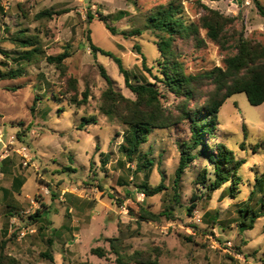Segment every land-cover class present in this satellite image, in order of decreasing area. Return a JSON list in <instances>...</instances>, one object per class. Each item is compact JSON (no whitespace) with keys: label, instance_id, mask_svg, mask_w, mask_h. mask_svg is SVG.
I'll list each match as a JSON object with an SVG mask.
<instances>
[{"label":"rangeland","instance_id":"374dc122","mask_svg":"<svg viewBox=\"0 0 264 264\" xmlns=\"http://www.w3.org/2000/svg\"><path fill=\"white\" fill-rule=\"evenodd\" d=\"M259 1L264 6V0ZM0 2V155L7 150L11 162L3 163L0 176V253L23 264H53L41 257L50 250L55 264H117L115 255L99 258L91 251L97 247L110 251L108 239L120 237L130 254H149L157 248L158 264H264V217L252 230L242 232L239 226L240 210L247 205L259 208L263 196L253 190L259 187L258 180L264 185V104L252 106L246 94L239 93L226 101L218 115V131L209 145L214 152L218 146L225 147L235 160H245L238 177L211 191L215 164L202 154L182 177L173 217L138 225L135 214L140 206L159 214L175 203V172L181 144L191 138L190 123L153 130L140 150L143 159L153 163L138 174V160L129 163L119 149L128 127L100 110L107 89L100 65L117 92L130 99L135 95L115 61L94 52L87 39L90 33L96 46L120 57L134 85L158 84L155 76H161L162 57L158 38L147 27L151 15L172 2L191 24L199 23L210 8L237 18L228 29L229 37L244 33L249 41L264 44V17L255 0H240V4L235 0ZM45 10L54 15L38 17ZM137 29L140 35L123 34ZM198 37L205 40L204 47H198L195 36L176 41L186 72L223 67L232 48L216 45L207 39L205 30ZM25 41L34 45L25 48ZM136 45L147 58V69ZM34 48L41 49L42 56L71 52L65 74L40 57L30 63L18 61L25 50ZM18 69L21 76L2 77ZM164 94L166 105L175 109L180 99L170 92ZM91 118L96 123L83 128L82 123ZM24 146L31 151L28 165L19 154ZM20 175L26 180L22 190L15 189L17 184L12 187ZM203 177L205 183H201ZM161 182L166 186L162 193L144 196L141 186ZM194 195L200 198L190 215ZM38 210L43 218L34 222L31 216ZM195 217L202 222L197 223Z\"/></svg>","mask_w":264,"mask_h":264},{"label":"trees","instance_id":"16d2710c","mask_svg":"<svg viewBox=\"0 0 264 264\" xmlns=\"http://www.w3.org/2000/svg\"><path fill=\"white\" fill-rule=\"evenodd\" d=\"M240 4V0H236ZM260 14L264 17V6L259 0H255ZM179 6L170 3L168 8L157 11L151 15L147 27L152 29L158 38L157 46L162 59L159 62L161 66V76H155L158 84H140L134 85L131 82L129 71L125 68L120 57L112 52L100 49L93 42L90 33L87 39L90 48L94 52H100L104 56L112 58L119 67L120 73L124 76L127 87L135 95V99L125 97L123 94L114 89V83L104 66L100 65L101 75L107 83V89L101 97V112L110 120H119L128 127L124 134L123 142L120 145V152L123 158L129 163H134L136 159V172L141 173L148 165H152L151 160H144L140 155V150L144 144L149 141V136L155 129H167L177 124L185 122L190 123L191 138L190 141L181 144L182 154L180 163L175 172L174 190L175 203L169 209L162 213H154L144 206H140L135 214V220L138 225L143 222H161V217H173L176 204L179 202V189L182 177L189 165L200 155H206L207 159L215 164V180L210 184L211 191H217L221 187L232 181L237 176L238 170L244 165L245 160H235L231 151L225 147L218 146V152H214L209 141L216 137L218 131V115L226 101L232 96L245 93L249 103L252 106L264 104V44L253 43L245 38L244 33H238L235 37H229L228 29L234 26L237 18L226 17L219 11L206 8L207 13L200 18L199 23H187L184 17L180 16ZM54 14L45 10L38 17H52ZM90 19L94 17L89 15ZM104 21V19H101ZM107 29L116 35V29L110 25ZM205 30L207 39L220 47H231V54L224 60L223 67H214L198 74H188L184 64L180 61V55L177 52L176 41L178 39L196 38L198 47L205 46V40L199 38L200 31ZM129 37L140 35L141 30L124 32ZM24 47H30L34 44L25 41ZM138 53L142 56V65L147 69V58L142 53L141 47L136 45ZM44 52L39 48L25 50L18 61L28 63L40 57L46 59L50 64H54L65 74V61L71 56V52L66 51L57 56H42ZM149 70V69H148ZM21 70L3 74L4 79H11L21 76ZM75 88V86H74ZM165 92H170L180 99L175 109L167 106ZM89 96L84 94V103H87ZM37 100V99H36ZM35 100V101H36ZM34 109V108H33ZM177 111V112H176ZM87 121V122H86ZM82 123L84 128L87 125L95 124L96 119H86ZM201 148V152L195 151ZM8 160H5L7 166ZM70 170V168H68ZM25 178L20 176L17 179L16 189L20 190L25 183ZM164 181V179L162 180ZM205 177L201 183H205ZM259 187L253 190V193H263L259 200L260 207L254 209L247 205L245 210H240L241 220L239 223L242 232L254 229L256 221L264 217V185L258 180ZM263 187V189H262ZM141 191L145 196L152 197L162 193L166 186L164 183L157 186H141ZM144 188V189H143ZM199 196L192 197V204L188 208L190 215L197 208ZM11 207V206H10ZM14 208V207H12ZM42 212L38 210L35 215L31 216L32 221L39 222L42 220ZM191 241V238H188ZM49 241V240H48ZM111 250L97 247L92 249V254L99 258H105L108 254L116 257L117 264H158L160 252L154 248L152 253L135 251L130 254L125 250L123 241L120 237L109 238ZM50 243V241H49ZM41 257L50 260L55 264L54 256L49 251L41 253ZM0 264H23L20 260L0 253ZM82 264H91L84 262Z\"/></svg>","mask_w":264,"mask_h":264},{"label":"built area","instance_id":"2783aa9c","mask_svg":"<svg viewBox=\"0 0 264 264\" xmlns=\"http://www.w3.org/2000/svg\"><path fill=\"white\" fill-rule=\"evenodd\" d=\"M2 141V140H1ZM3 143V142H2ZM4 146V144H2ZM5 147V146H4ZM7 149V146L6 148ZM19 154L22 156L23 160H24V164L28 165V163L31 161L32 157H31V151H30V147L29 146H24L20 151ZM9 154L7 152V150L2 153L0 155V176L2 175V165L5 162L6 159H8ZM145 196V195H144ZM196 222L197 223H201L202 219L200 217H195ZM22 235L24 236L25 233H22ZM230 244V243H229Z\"/></svg>","mask_w":264,"mask_h":264},{"label":"crops","instance_id":"0c3cea01","mask_svg":"<svg viewBox=\"0 0 264 264\" xmlns=\"http://www.w3.org/2000/svg\"><path fill=\"white\" fill-rule=\"evenodd\" d=\"M1 1V0H0ZM0 4H2L1 2H0ZM0 10H1V8H0ZM8 163H11V162H8ZM21 176V175H20ZM20 176H16V178L14 179V182H13V184H12V187L14 188V187H16V186H14L15 184H17V179H19V177ZM25 184H26V181H25V183H24V185L21 187V189L20 190H22L24 187H25ZM16 189V188H15ZM54 231V230H53Z\"/></svg>","mask_w":264,"mask_h":264},{"label":"water","instance_id":"95a60500","mask_svg":"<svg viewBox=\"0 0 264 264\" xmlns=\"http://www.w3.org/2000/svg\"><path fill=\"white\" fill-rule=\"evenodd\" d=\"M235 2L237 3V1L235 0Z\"/></svg>","mask_w":264,"mask_h":264}]
</instances>
